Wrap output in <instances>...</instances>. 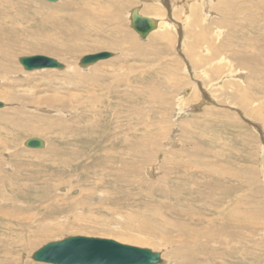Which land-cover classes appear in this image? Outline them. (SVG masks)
Wrapping results in <instances>:
<instances>
[{
  "label": "rangeland",
  "instance_id": "rangeland-1",
  "mask_svg": "<svg viewBox=\"0 0 264 264\" xmlns=\"http://www.w3.org/2000/svg\"><path fill=\"white\" fill-rule=\"evenodd\" d=\"M167 1L177 29L143 41L127 16L142 0H0V264H46L32 255L78 235L150 248L162 264H264V0H203L200 27L181 16L200 0ZM201 27L208 40L194 48ZM103 51L115 56L79 66ZM35 55L70 69L26 71L19 59ZM184 90L193 110L181 116ZM30 138L45 149L25 147ZM15 186L33 190L27 202ZM75 200L84 206L69 209ZM235 205L230 238L220 220ZM29 214L54 236L27 250L15 221ZM145 220L157 230L143 231Z\"/></svg>",
  "mask_w": 264,
  "mask_h": 264
},
{
  "label": "bare ground",
  "instance_id": "bare-ground-1",
  "mask_svg": "<svg viewBox=\"0 0 264 264\" xmlns=\"http://www.w3.org/2000/svg\"><path fill=\"white\" fill-rule=\"evenodd\" d=\"M142 1H144V5H143V8H141V7H135V8H138V10H139V14L141 15V16H145V17H150V18H152V19H154V21H155V23L157 24V27L147 36L148 38L149 37H151V36H153V35H159V37H161V38H163V39H169L170 38V33H171V31H174L173 29L175 28V30L177 29L176 28V25L175 24H173L172 23V18H171V14L178 8L177 7V5L176 4H172V6H170V4L169 3H167L168 1L167 0H142ZM146 1H148V2H146ZM151 1V2H150ZM188 1V0H187ZM190 1V0H189ZM193 1V0H192ZM197 1V0H196ZM210 2H211V0H209ZM141 2V1H140ZM189 4V3H188ZM197 4H199V5H197L196 6V4L195 5H189V6H187V7H185V12L183 11V12H181V16H182V19L185 21L184 22V24H185V26H187L188 27V23L190 24V23H193V25H196L197 24V26L196 27H200V23H203L202 22V19L201 18H204V20L207 22L208 21V19H209V15L211 14L210 13V11L208 10L207 12H208V14H205V15H202V13H200L201 12V9H199L200 7L201 8H206L207 9V7H208V2L207 3H204L203 2V0L201 1H198V3ZM135 8H133V9H135ZM133 9L127 14V16L129 17V23H130V27H131V29H133L132 28V26H131V14H132V11H133ZM151 12V13H153L154 15H152V16H150V15H147L146 14V12ZM156 11H158V13L159 14H155V12ZM196 11L199 13V17L197 16V14H196ZM203 12V11H202ZM167 13L169 14V16L168 17H166V15H167ZM173 16H174V14H173ZM214 16V15H213ZM127 17V18H128ZM174 19V18H173ZM177 22V21H176ZM191 25V24H190ZM203 25H204V23H203ZM181 26V25H180ZM184 26V27H185ZM202 27H204V26H202ZM202 27H201V30H198V31H195V33H194V43H193V47L195 48L196 46H197V44L198 43H201V42H205V41H207L208 40V34H207V32L204 30V29H202ZM207 28V27H206ZM182 29V28H181ZM134 30V29H133ZM221 30V29H220ZM220 30H216L217 32H216V35H217V37L218 36H220V34L222 33ZM5 33H7L6 32V30H3L2 28H1V30H0V38H1V35H3V34H5ZM137 33V32H136ZM12 35H13V33H11ZM138 34V33H137ZM139 35V34H138ZM140 36V35H139ZM182 36V35H181ZM212 36V35H211ZM210 36V37H211ZM182 37H184L183 39V44H184V42H185V40H186V42H187V39H186V35L185 36H182ZM141 38V37H140ZM213 39V38H212ZM141 40H142V38H141ZM144 40H147V38H145V39H143V41ZM181 43V42H180ZM211 45V44H210ZM209 46V45H208ZM211 46H213V45H211ZM210 48V47H209ZM207 50V49H206ZM210 50V49H209ZM209 50H207V51H209ZM206 53V52H205ZM113 54V57L115 56V54L114 53H112ZM208 54V53H207ZM214 54H216L215 53V51H214ZM206 55V54H205ZM112 58V57H111ZM203 57L202 56H200V57H198L197 59H199L198 61L201 63L202 61H204V60H206V59H202ZM110 59V58H109ZM106 60H108V59H106ZM216 60V59H215ZM102 61H104V60H102ZM214 60H213V58H210V62H213ZM100 62V61H99ZM223 62V61H222ZM97 64V63H96ZM219 64H221L220 62H219ZM218 65V64H217ZM221 65H223V64H221ZM79 66H80V64H79ZM210 67H212L213 68V72L214 73H219L220 71H219V68L220 67H218V66H216V65H209ZM220 66V65H219ZM81 67V66H80ZM89 67H91V66H87V67H81L82 69H88ZM48 69H55V68H48ZM64 69H70L69 67H66V66H64V68L63 69H61V70H64ZM209 69V68H208ZM44 70H46V69H41V70H36V71H39V72H42V71H44ZM57 70H60V69H57ZM219 71V72H218ZM221 73V72H220ZM230 73V72H229ZM233 76V75H232ZM227 77H229V78H227ZM226 78H227V81H235V82H239L237 79H231L232 77L231 76H227ZM231 77V78H230ZM224 78V77H223ZM244 80V79H243ZM242 83V82H241ZM217 85V84H216ZM237 86V85H236ZM237 87H239V89H238V91H233L234 93V95H239V98H241L242 100H241V102H247V100H248V96L249 95H247L246 93H244V92H246L242 87H240V85L239 86H237ZM189 90H191V92H192V90H193V88H189ZM199 90V89H198ZM213 90H215V89H213ZM186 90H184V92H185ZM243 92V93H242ZM190 94V91L189 92H185L184 94L185 95H183L181 98H180V100H179V113H180V115L181 116H183L185 113L186 114H188L187 112H190L191 110H193V109H190V108H187V107H185L186 105L184 104V102L186 101V94ZM238 93V94H237ZM196 96H198V95H195L194 97L197 99V97ZM199 98V97H198ZM109 99V98H108ZM201 103H203V101L201 102ZM204 104V103H203ZM4 108V107H3ZM2 109V108H1ZM0 109V110H1ZM47 112V111H46ZM185 112V113H184ZM188 117V116H187ZM94 139V138H93ZM102 139V138H101ZM110 139V138H109ZM123 141V140H122ZM26 142H27V140L24 142V146L26 147ZM125 142V141H124ZM150 142V141H149ZM126 143V142H125ZM177 142L175 141V136H172L171 138H170V141H169V145H171V144H173V145H175ZM149 145H150V143H148ZM152 144V143H151ZM45 145H46V142H45ZM90 145V144H89ZM146 144H144V146H145ZM151 146V145H150ZM45 147V146H44ZM41 148V149H45V148ZM102 147V146H101ZM113 147V146H112ZM147 148V147H146ZM36 150H39V149H36ZM264 151V150H263ZM61 149H59V147L57 146L53 151H51V153L53 154V155H55V156H59L60 154H61ZM103 159V158H102ZM149 160V159H148ZM113 162V161H112ZM143 162H145V161H143ZM146 163V162H145ZM185 163V162H184ZM112 165V164H111ZM181 165V164H180ZM90 166V165H89ZM155 167H153V168H151V169H149L148 167V169H149V171H151V174H155V173H157V171L156 170H158V168L156 167V165H154ZM86 169V168H85ZM143 170V169H142ZM123 171V170H122ZM148 171V172H149ZM210 172V171H209ZM215 173V172H214ZM156 176V175H155ZM60 177V176H59ZM62 177V176H61ZM216 178H218V177H216ZM237 178V177H236ZM42 179V178H41ZM63 179V178H62ZM233 179V178H232ZM235 180V179H234ZM218 181V180H217ZM220 181V180H219ZM236 181V180H235ZM227 183V182H226ZM230 183V182H229ZM220 185V184H219ZM239 185V184H238ZM52 186V185H51ZM54 186V185H53ZM60 186V185H59ZM108 186V185H107ZM235 186H237V185H235ZM219 187V186H218ZM221 187V186H220ZM231 187V186H230ZM13 189L15 190V192L17 193V195L18 196H20V197H25L24 198V200L26 201V197L27 198H29V196L31 195L30 193L31 192H33V190L32 189H30L29 187H27L26 189H21L20 187H18V186H15V187H13ZM41 189H42V192H45V190H47L48 191V187H41ZM54 189V188H53ZM67 189V188H66ZM227 187H226V191H227ZM21 190H23V191H21ZM236 190V189H235ZM29 191V192H28ZM50 191V190H49ZM71 191V190H70ZM91 191V190H90ZM113 192V191H112ZM92 193V192H91ZM229 193V192H228ZM93 194V193H92ZM48 193H42L41 195H39L41 198H43V199H47L48 198ZM119 195V194H118ZM93 198V197H92ZM115 199V198H114ZM84 200H85V198H84ZM116 200V199H115ZM78 200H75V202L73 203L74 205H69L68 206V208L69 209H74V208H77L78 206H84V205H82L83 203H81V201H79V202H77ZM233 201V200H232ZM23 202V201H22ZM27 202V201H26ZM85 202V201H84ZM87 203V202H86ZM18 204V203H17ZM24 205H26V204H28V203H23ZM29 205V204H28ZM17 206V205H16ZM232 206V205H231ZM87 207V206H86ZM157 207V206H156ZM235 207H237V208H235ZM113 208V207H112ZM17 209V208H16ZM22 209V208H21ZM18 210H20V209H18ZM26 210V209H25ZM51 210V209H50ZM49 210V211H50ZM57 210H59L58 208H56L54 211H57ZM61 210V209H60ZM59 210V211H60ZM32 211V210H31ZM116 211V210H115ZM149 211H151L152 212V210H149ZM225 211V210H224ZM2 212V211H1ZM8 212V211H7ZM10 213V212H9ZM20 213V212H19ZM51 213H55V212H51ZM149 213V212H148ZM222 213V212H221ZM238 213H240V211H239V206L238 205H235V206H233V208L231 209V210H229L228 212H227V214H224V215H222V220H220L221 222H220V226H221V232H222V234H224V236L225 235H227V236H229L230 238H236L237 236V233L239 232V228H241L240 226H241V216L238 214ZM7 214V213H6ZM14 214V213H13ZM26 214H28V213H26ZM23 215H24V212H23ZM34 215V214H33ZM12 216V215H11ZM14 216V215H13ZM17 216V215H16ZM15 217V216H14ZM95 217H97V216H95ZM124 218V217H123ZM34 218H33V216H32V214H29L28 216H26L25 218H23V219H21V218H16V221H15V223L17 222V226L20 228V230L21 231H23V232H25V234L24 233H22V234H20L19 236H18V238H19V242H18V245L19 246H21L22 245V247L23 246H25V247H27V250H30L31 248H35V246L38 244H35L36 243V241L35 240H32V238L33 239H46V238H48V237H53L54 235V232H52L53 231V229H52V225L50 224V222H48L49 220H47V218L46 219H44V222H41V223H44V224H41V225H36L35 224V222L36 221H34L33 220ZM90 219V218H89ZM92 219V218H91ZM121 219V218H120ZM51 220V219H50ZM91 221V220H90ZM93 221V220H92ZM111 221V220H110ZM116 221V220H115ZM149 221V220H148ZM94 222V221H93ZM147 221L145 220V222L143 223L144 224V227H145V230L143 229V231H146V232H149V231H151V229H153L154 231H156L157 230V228H152L151 226H150V223H149V225H147V226H145V223H146ZM14 223V222H13ZM14 223V224H15ZM63 223V222H62ZM98 223V222H97ZM104 223V222H103ZM148 223V222H147ZM108 224V223H107ZM113 224H114V222H113ZM61 225V224H60ZM90 225V224H89ZM121 225V224H120ZM108 226H109V224H108ZM253 226V225H252ZM50 227V228H49ZM78 227V226H77ZM110 227V226H109ZM143 227V226H142ZM86 227H79L78 229L76 228V231L75 232H78V233H82V234H84L87 230L85 229ZM103 228V227H102ZM106 228H108V227H105V229ZM116 228L118 229L119 227H117L116 226ZM75 229V228H74ZM89 229V228H88ZM96 229V228H95ZM99 229V228H98ZM104 229V230H105ZM111 229H112V227H111ZM120 229V228H119ZM129 229V228H128ZM142 229V228H141ZM183 228H181V230H182ZM114 230H116V229H114ZM121 230V229H120ZM184 230V229H183ZM105 231H107V232H111V230H105ZM20 232V231H19ZM116 232V231H115ZM120 231H118V233H119ZM145 232V233H146ZM28 233V236H29V238H28V236L26 235ZM121 233V232H120ZM184 234V233H183ZM221 235V234H220ZM26 236V237H25ZM215 236V235H214ZM31 238V239H30ZM132 238H134V237H132ZM130 239V240H132L133 241V239ZM194 238V237H193ZM49 239V238H48ZM196 239V238H195ZM41 240H39V242L41 241ZM216 240V239H215ZM218 240V239H217ZM125 241L126 242H128V240L127 239H125ZM146 241H147V239H146ZM238 241V240H237ZM38 242V241H37ZM130 243H133V242H131L130 241ZM227 243V242H226ZM26 244V245H25ZM135 244V243H134ZM219 244V243H218ZM222 244V243H221ZM220 245V244H219ZM221 246V245H220ZM30 248V249H29ZM25 249V248H24ZM229 250V249H228ZM236 250H237V248H236ZM26 251V250H25ZM34 251H35V249H34ZM214 251V250H213ZM235 252V251H234ZM238 252V251H237ZM30 253H32V252H30ZM233 253H231V255H232ZM18 258V257H17ZM32 259H33V255H32ZM18 260V259H17ZM16 260V261H17ZM242 262H239V263H237V264H241ZM2 264H3V262H2ZM18 264V263H17ZM263 264V263H262Z\"/></svg>",
  "mask_w": 264,
  "mask_h": 264
},
{
  "label": "water",
  "instance_id": "water-1",
  "mask_svg": "<svg viewBox=\"0 0 264 264\" xmlns=\"http://www.w3.org/2000/svg\"><path fill=\"white\" fill-rule=\"evenodd\" d=\"M44 1L55 3L58 0ZM131 26L142 39H145L157 27V24L154 19L141 16L138 8H135L131 14ZM111 57L113 54L107 51L88 54L81 58L79 64L81 67L92 66ZM19 62L26 71L64 68L58 60L43 55L21 57ZM3 107L4 103L0 101V109ZM44 146L45 141L40 138H30L26 142V147L31 149H41ZM33 260L46 264L163 263L161 253L150 248L128 245L113 239L82 235L70 236L45 244L33 254Z\"/></svg>",
  "mask_w": 264,
  "mask_h": 264
}]
</instances>
